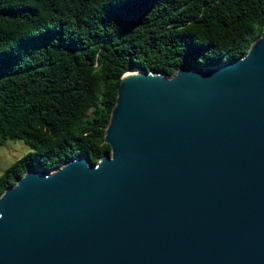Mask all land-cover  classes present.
Here are the masks:
<instances>
[{
    "label": "water",
    "instance_id": "95a60500",
    "mask_svg": "<svg viewBox=\"0 0 264 264\" xmlns=\"http://www.w3.org/2000/svg\"><path fill=\"white\" fill-rule=\"evenodd\" d=\"M110 144L0 194V264H264V24L240 56L132 67Z\"/></svg>",
    "mask_w": 264,
    "mask_h": 264
},
{
    "label": "trees",
    "instance_id": "16d2710c",
    "mask_svg": "<svg viewBox=\"0 0 264 264\" xmlns=\"http://www.w3.org/2000/svg\"><path fill=\"white\" fill-rule=\"evenodd\" d=\"M263 24L264 0H0V145L30 148L2 170L0 194L27 168L109 151L125 71L221 64Z\"/></svg>",
    "mask_w": 264,
    "mask_h": 264
},
{
    "label": "rangeland",
    "instance_id": "374dc122",
    "mask_svg": "<svg viewBox=\"0 0 264 264\" xmlns=\"http://www.w3.org/2000/svg\"><path fill=\"white\" fill-rule=\"evenodd\" d=\"M29 149V146L22 139L7 140L4 145H0V174L10 162Z\"/></svg>",
    "mask_w": 264,
    "mask_h": 264
}]
</instances>
